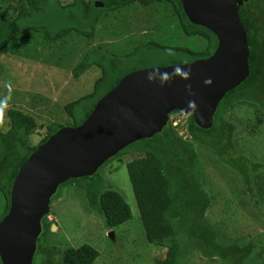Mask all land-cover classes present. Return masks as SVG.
Returning <instances> with one entry per match:
<instances>
[{
    "label": "trees",
    "instance_id": "obj_1",
    "mask_svg": "<svg viewBox=\"0 0 264 264\" xmlns=\"http://www.w3.org/2000/svg\"><path fill=\"white\" fill-rule=\"evenodd\" d=\"M16 2L17 6L13 13L0 11V54H8L12 44L20 37L40 30H45L49 40L54 43L73 33L90 41L95 38L96 28L104 12L118 13L136 3L143 8H151L156 4L170 6L175 19L178 20L177 26L187 37L207 40L205 51L183 52L194 56V61L210 58L218 48L217 37L209 30L190 23L179 0H73L66 6L60 5L58 0ZM100 3L104 4L103 8L98 6ZM240 17L248 34L250 76L240 87L228 93L220 103L213 127L203 130L196 125L193 117L187 116L186 131L190 139H185L180 136L178 128L169 122L162 133L129 146L104 165H109L126 152L138 155V159L128 163L127 171L146 240L150 245L166 249L164 259L159 260L157 264H187L196 253L214 263L220 258L223 264H264L262 253L254 257L256 249L254 244L248 246L242 245L241 240L228 241L223 236L222 229L212 225L206 218L212 201L205 189V176L196 151V148L201 146L213 152L217 161H224L227 167L239 173L251 199L255 197L253 188L259 186L258 196L264 200V184H259L260 177L257 174L264 169V164L251 161L249 163V160L238 155L234 137L241 127L239 123L229 119L236 108L246 107L256 113V125L250 133L255 134L264 125V3L261 0H249L240 9ZM49 22L55 24L53 29L52 27L46 29L45 25ZM67 22L73 27L61 26ZM143 48L145 54L143 59L154 52L169 54L181 51L156 42H150ZM100 54L102 51L99 49L87 53L82 63L74 69L75 78L93 66L99 67L102 75L96 81L91 94L65 107L64 110L73 124L49 125L46 127L47 133L44 138L38 145L33 146L30 137L37 129L36 119L21 110L11 109L8 112V130H0V194L5 202L0 223L9 214L15 180L29 158L63 128L82 126L98 103L117 87L121 80L136 72V70L124 72L128 64L121 63L122 60L117 58L110 59L109 63L105 64L95 61L94 57ZM177 113L174 112L171 116ZM80 114L84 116L79 121ZM160 138L161 142L154 144V140ZM238 156L241 159L238 158L239 162H245L240 167L235 164L236 159H233ZM99 171L92 177L70 180L59 189L76 184L82 187L90 207L101 215L111 232L129 222L132 219V211L119 191L109 184H104V180L99 177ZM87 181H91L93 185L85 184ZM97 186L102 187V190L97 192ZM51 227L52 223L45 217L42 221V234L38 239L37 251L47 253L49 245L47 238L51 233ZM50 249L53 253L50 252L51 257H48L45 264H95L100 257L99 252L88 245L78 249L71 247L65 250L53 247Z\"/></svg>",
    "mask_w": 264,
    "mask_h": 264
},
{
    "label": "rangeland",
    "instance_id": "obj_2",
    "mask_svg": "<svg viewBox=\"0 0 264 264\" xmlns=\"http://www.w3.org/2000/svg\"><path fill=\"white\" fill-rule=\"evenodd\" d=\"M58 1L60 5L66 6L73 0ZM261 2L264 3V0ZM16 6V0H0V11L13 13ZM177 21L172 8L166 4L143 8L136 3L118 13L104 12L96 28L95 38L90 41L73 33L54 43L49 40L45 30L20 37L12 44L8 54H0V101L6 99L5 104H0V130H8L7 115L11 109L21 110L36 119L37 129L30 137L33 146L44 138L49 125L73 124L65 107L91 94L102 75L101 69L93 66L75 78L74 69L82 63L87 53L97 49L102 54L94 57L95 61L105 64L110 59H120L121 63L128 64L124 72L196 62L194 56L183 52H203L207 49V40L187 37L177 26ZM64 25L72 24H61L62 27ZM45 26L46 29H53L55 24L49 22ZM150 42L181 51L169 54L154 52L151 53L153 56L149 54L143 59V47ZM102 56L107 58L103 59ZM83 116L80 114L78 120ZM229 119L241 127L234 137L238 155L249 160V163L264 164V125L255 134L250 133L256 125L255 111L246 107L236 108ZM170 121L173 126L180 125L177 127L180 136L190 139L183 134L188 126L187 116L177 113L171 116ZM160 142L161 138L154 140V144ZM196 151L205 176V189L212 201L206 218L212 225L222 229L228 241L241 240L242 245L248 246L254 244V257L262 253L264 261V200L258 196L259 186L253 188L255 197L251 199L247 186L236 170L227 167L224 161H217L213 152L201 146ZM239 156L233 158L238 167L245 163L239 162ZM138 158V155L126 152L98 173L105 185H111L123 195L132 211V219L110 232L101 215L90 207L82 187L76 184L59 189L51 205L52 227L47 238L48 251H37L33 264H45L53 253L50 247L65 250L70 247L78 249L84 245L99 252L100 257L95 264H157L164 259L166 249L150 245L146 240L129 179L127 165ZM257 174L260 177L259 184H264V169ZM86 183L93 185L91 181ZM100 190L102 187L97 186L96 191ZM4 209L5 202L0 194V215ZM111 233H114L112 237ZM209 260L196 253L187 264H223L220 258L215 263Z\"/></svg>",
    "mask_w": 264,
    "mask_h": 264
},
{
    "label": "water",
    "instance_id": "obj_3",
    "mask_svg": "<svg viewBox=\"0 0 264 264\" xmlns=\"http://www.w3.org/2000/svg\"><path fill=\"white\" fill-rule=\"evenodd\" d=\"M179 1L190 23L217 37L215 53L126 76L82 126L63 128L41 146L17 176L11 209L0 223L2 264H33L42 221L61 185L94 176L129 146L162 133L174 112L211 129L220 103L249 78L248 34L240 17L249 0Z\"/></svg>",
    "mask_w": 264,
    "mask_h": 264
},
{
    "label": "clouds",
    "instance_id": "obj_4",
    "mask_svg": "<svg viewBox=\"0 0 264 264\" xmlns=\"http://www.w3.org/2000/svg\"><path fill=\"white\" fill-rule=\"evenodd\" d=\"M6 103V99L4 100V101H0V104H5ZM180 114H182V115H184L183 113H180ZM186 116V115H185ZM171 119V118H170ZM171 123H172V121H170ZM173 124V123H172ZM180 125L178 124V125H176V126H174V127H179ZM183 134H186L187 135V131L185 130V133H183ZM185 139H187V137H185ZM48 217V220L49 221H51V218H50V214L47 216ZM52 222V221H51ZM114 234V233H113Z\"/></svg>",
    "mask_w": 264,
    "mask_h": 264
}]
</instances>
